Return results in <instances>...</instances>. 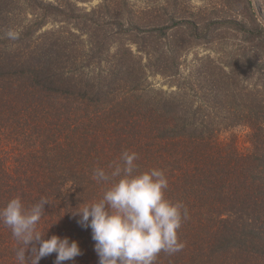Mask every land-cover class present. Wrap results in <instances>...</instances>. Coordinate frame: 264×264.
Returning <instances> with one entry per match:
<instances>
[{
    "label": "trees",
    "instance_id": "16d2710c",
    "mask_svg": "<svg viewBox=\"0 0 264 264\" xmlns=\"http://www.w3.org/2000/svg\"><path fill=\"white\" fill-rule=\"evenodd\" d=\"M81 1L0 0V207L14 196L26 205L46 198L44 238L78 242L81 254L65 264H99L91 229L70 211L102 195L96 167L134 151L138 170L163 169L165 196L188 210L184 248L154 264H264V83L210 78L204 105L180 86L153 90L139 57L145 46L134 42L133 51L119 39L161 33L163 15L128 9L127 0L86 11ZM47 21L82 28L85 45L72 31L41 32ZM236 128L246 130L244 151ZM17 247L0 222V264H19ZM54 261L55 253L38 264Z\"/></svg>",
    "mask_w": 264,
    "mask_h": 264
},
{
    "label": "clouds",
    "instance_id": "9594fccd",
    "mask_svg": "<svg viewBox=\"0 0 264 264\" xmlns=\"http://www.w3.org/2000/svg\"><path fill=\"white\" fill-rule=\"evenodd\" d=\"M9 39L18 32L9 30ZM138 154L124 150L107 168L96 167L93 178L105 185L102 195L70 211L77 223L90 228L99 264H154L161 253L169 255L184 248L178 237L188 210L181 201L165 196L168 178L163 169L138 170ZM46 198L26 205L19 196L0 207V222L11 230L18 247L19 264H38L55 253L54 264H65L81 254L78 242L53 234L44 238L38 225L45 212ZM30 254L26 256V252Z\"/></svg>",
    "mask_w": 264,
    "mask_h": 264
},
{
    "label": "rangeland",
    "instance_id": "374dc122",
    "mask_svg": "<svg viewBox=\"0 0 264 264\" xmlns=\"http://www.w3.org/2000/svg\"><path fill=\"white\" fill-rule=\"evenodd\" d=\"M100 2L86 0L77 5L87 11ZM126 3L128 9L162 14L165 20L161 33L154 31L141 36L132 32L119 39L129 42L133 51L134 42L145 46L147 55L139 53V57L144 63L148 59L144 79L153 90L167 93L180 86L186 95L194 97V104L204 105L205 82L210 78L223 76L228 82V78L235 76L238 86L264 83V0H127ZM78 28L72 22L47 21L40 31H72L81 35L80 43L85 45L87 35ZM216 82L219 84L221 79ZM234 132L236 146L244 151L249 146L246 130L236 128ZM229 134L225 132L221 137Z\"/></svg>",
    "mask_w": 264,
    "mask_h": 264
}]
</instances>
